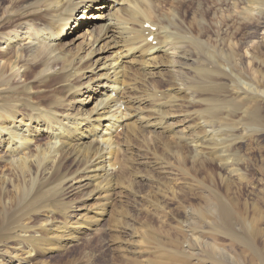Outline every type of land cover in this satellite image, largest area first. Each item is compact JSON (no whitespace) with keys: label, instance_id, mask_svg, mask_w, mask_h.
<instances>
[{"label":"bare ground","instance_id":"obj_1","mask_svg":"<svg viewBox=\"0 0 264 264\" xmlns=\"http://www.w3.org/2000/svg\"><path fill=\"white\" fill-rule=\"evenodd\" d=\"M24 3V10L16 18L14 27L8 31L1 30L13 22L12 16H17L21 9L0 19V191L14 195L13 199L0 201V208H10L12 212L4 217L2 223L0 218L1 232L5 234L0 239V254L5 244L14 242L17 245L16 252L2 255L7 258L8 264H29L38 242L42 245V242L68 245L79 240L81 233L91 230L104 220L108 215L111 196L117 189H127L124 188L127 174L122 173L123 171L117 174L116 171L120 168L118 158L115 159L119 151L115 150L116 143L111 138L114 132L122 129L123 132L126 130L134 135L133 132L138 130L142 133L176 131L180 129L175 123L176 118L183 117L186 121L191 116L186 114L185 109L182 110L183 115L178 114L180 116L173 111V108H178L181 104L183 108L185 104L187 107V104L193 102L192 98L189 99L188 90L182 91L189 75H196L194 78H198L199 85H209L208 79L213 83L211 79L215 76L234 77L232 73L225 72V66L222 67L219 63L216 65L217 62L214 61L217 55L210 51L213 46L208 48L209 45L198 38L200 32L197 37L191 36L193 32L188 34V31L180 29L181 32L176 23L171 25L169 22L174 15L170 13L172 16L169 17L165 13L158 14V6L152 0H25ZM248 3L256 6L257 2L248 0ZM33 17L38 20L36 24L30 23V18ZM175 17L177 20V12ZM224 17L222 18L225 19ZM194 18L195 16L193 20ZM41 39L48 40V50L40 45ZM180 43L190 50L178 52L177 47L176 55L181 61L177 60L176 67L179 71L176 74L173 70L176 68V61H173L168 49ZM218 51L219 54L221 51ZM220 55L221 58L226 56ZM209 62L214 63L212 67L218 68L210 70L211 64H207ZM52 65L58 66L56 72H50ZM136 70L141 71L140 75L144 78L166 82L164 84L169 91L165 93L166 99H155L149 92L147 95L133 96L131 90L135 89L130 82ZM197 83L195 82L196 85ZM53 87L62 88L64 96H55V92L49 90ZM222 89L221 85L219 90ZM172 90L175 92L170 93ZM88 91L94 94L84 98ZM46 92L45 96H40ZM247 92L253 94L251 91ZM213 96L215 95L212 94ZM212 99L198 100L207 107L201 113L197 111L199 123L196 122L195 125L207 126V121L213 120L211 117L216 119V114L222 113V109L226 107L227 102ZM149 102L156 105L147 110L145 105ZM196 118L194 117L195 120ZM225 119L223 118L224 121ZM218 121L211 123L217 124ZM190 122L191 119L185 122L190 131H176L177 138L185 142L196 158L211 157L218 166L238 178L230 151V147L237 143L236 138H225L218 131L212 130L198 134L197 131L193 132L196 129H192L194 127ZM227 129L226 127L224 130ZM229 131H225L227 136ZM42 136L47 138L44 143L40 142ZM163 153L161 155H165ZM68 161L78 165L73 175L63 170V164ZM69 187L75 194H81L80 201L66 209L54 207L59 202L57 198L62 190ZM92 200L97 204L95 208L87 206ZM34 205L40 207L39 211L47 213V220L36 229L26 223L28 214L24 215L25 209ZM88 212H94V216H88ZM57 213L66 220L79 217V213L83 215L77 221H66V225L63 223L60 226L52 219ZM226 213V208L220 206L221 216L225 217Z\"/></svg>","mask_w":264,"mask_h":264},{"label":"rangeland","instance_id":"obj_2","mask_svg":"<svg viewBox=\"0 0 264 264\" xmlns=\"http://www.w3.org/2000/svg\"><path fill=\"white\" fill-rule=\"evenodd\" d=\"M24 1L0 0V19L6 17L10 12L21 9L17 16H12L13 22L10 25L4 26V29L1 28L2 31H8L16 25V18L23 12V6L26 5ZM152 1L158 6V14L165 13L169 17L174 15L169 21L171 25L176 23L179 30L188 31V34L193 32L191 36L195 37L200 32L198 38L200 37L199 39L205 41L204 43L207 46L209 45L208 48L211 49L212 46L214 50L218 48L221 51L219 54L217 53L218 49H216L217 51L209 49L217 55L215 59L218 61L215 60L214 62H217L216 65L219 63L222 67L225 66L224 69L227 68L225 69L227 74L232 73L234 75L233 78L226 76L213 77L211 80L217 85L210 83V79L207 81L209 85H199L197 83L199 82L198 78H194L196 75H189L182 91L186 92L188 90L189 99H193V104L189 103L187 107L185 104L183 108L181 104L178 108H173V111L177 112L175 115L180 116L184 114L185 109L186 114L191 115L188 114L190 117H187V120L191 119L190 123L194 127L192 129H196L193 132L197 131L196 133L199 134L205 130H212L221 133L220 136L222 137L232 138L234 136L233 138H236L237 143L235 142L236 144L234 143L230 147V151L232 152L231 162H235L234 168L238 178L231 176L227 169L218 166L211 157L201 156L200 159L196 158L184 144L185 142L177 138L176 131L187 130V133L190 131L187 129V124H185L187 120H183V117H177L179 120L176 118L175 121L180 129L169 133L161 131L142 133L138 130V132H133L136 135L135 137L132 133L128 132V134L126 130L123 132L120 129L114 132L111 138L114 144L116 143L114 145L115 150L119 151L116 153L115 159L118 158L116 160L121 170L116 171H118L117 174L121 171H123L122 173L125 172V175L127 174L124 178V188L127 189H117L115 191V196L112 195V199H109L108 202V215L96 227L81 233L79 240L68 245L58 242H42V245L41 242H38L32 253V261L29 264H264V0H255L257 2L256 6L250 5L248 0ZM171 10L177 12V20L175 13L170 12ZM194 16L197 20L195 18L193 20ZM224 20L225 23H223ZM37 22V18H30L31 24ZM199 25L201 28L198 27ZM203 31L205 34H203ZM41 43L40 45L48 50V40L41 39ZM180 44L178 46L175 44L174 47L169 46L168 49L173 61H176L174 63L175 67L177 60L181 61L176 55L178 54L176 53L177 47H179L178 52L184 49L190 50L189 47L183 46V43ZM220 54L226 56L221 58L219 57ZM207 64H211V67L209 66L210 70L218 68V66L212 67L214 65L212 62ZM207 64L204 63V66L208 68ZM52 66L50 72H56L58 66ZM177 68L173 69L176 74L179 71ZM83 69H85L84 66ZM140 73L142 72L136 70L132 75V77L134 75L135 77H131L132 81L130 80V83L135 89V91L131 90V94L133 96H143L149 92V94H153L155 99L157 97L158 100L161 98L162 100L166 99L165 93H169L167 83L156 78H144ZM193 80L201 88H198ZM218 82L221 83L224 89L219 90L221 85ZM187 87L189 88L187 89ZM49 90L52 93L55 92V96H64L62 88L53 87ZM203 90L207 93L210 92L209 95ZM92 91H88L84 98L94 94ZM247 91H251L253 94L251 95ZM174 92L175 90L170 91V93ZM192 92L193 94H191ZM46 94L47 92L40 96ZM212 94L215 96L212 97ZM201 95L203 97H200ZM210 97L214 100H220V102H227L225 103L226 107L222 109L223 114L218 112L216 119L211 117L213 122H217L219 118L218 122L223 128L219 123L212 124L209 117H206L209 120L207 126L203 125L205 128L198 124L195 125L196 122L199 123L198 112H203L207 107L199 103L198 100ZM236 99L237 101H235ZM147 104V106L145 105L147 110L156 105L153 102ZM217 116L226 119L224 121L223 118ZM194 117H197L196 120ZM224 125L228 128L227 130H224L226 128ZM230 128H232L231 132L229 131ZM225 131L230 132L229 136ZM46 141V136L40 137V142L44 143ZM139 142H141V145ZM162 153L165 155H161ZM77 166L68 161L63 164V170H67L69 175H73ZM62 191V194L57 198L58 204L54 205L58 209H66V207L75 205L81 199V194H75L71 187ZM13 198L14 195L11 192L2 193L0 191V201ZM87 204V206H90L89 208H95L97 205L93 200ZM220 206L226 208L225 217L220 214ZM39 208L34 205L27 207L24 211L25 216L28 214L25 219L26 223H29V226L35 229L47 220V213L39 211ZM11 213L10 208L4 210L1 206V223L4 217L11 215ZM93 213L88 212V216H94ZM57 214L52 219L57 221V225L62 226L63 223L66 225V221H77L82 213H79V217H72L67 220ZM4 237L5 234L1 232L0 225V239ZM14 244V242L5 244L4 250L0 254V264H8L7 258L2 255L16 252L17 245ZM13 246L15 247L13 248Z\"/></svg>","mask_w":264,"mask_h":264}]
</instances>
